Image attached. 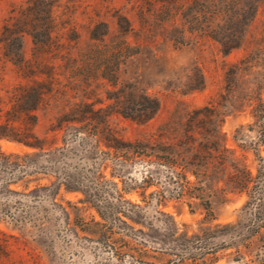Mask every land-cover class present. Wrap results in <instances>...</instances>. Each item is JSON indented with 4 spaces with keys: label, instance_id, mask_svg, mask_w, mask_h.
I'll use <instances>...</instances> for the list:
<instances>
[{
    "label": "rangeland",
    "instance_id": "374dc122",
    "mask_svg": "<svg viewBox=\"0 0 264 264\" xmlns=\"http://www.w3.org/2000/svg\"><path fill=\"white\" fill-rule=\"evenodd\" d=\"M197 1L53 0L50 35L34 38L31 0H0V123L32 132L56 151L53 169L85 185L58 189L69 219L50 198L32 208L35 222L1 219L0 264H164L155 247L168 244L196 264H264V0L228 54L211 29L241 22L211 18ZM144 95L159 109L132 119ZM88 118L97 141L74 129ZM170 227L201 238L182 245ZM128 240L149 254L133 255Z\"/></svg>",
    "mask_w": 264,
    "mask_h": 264
},
{
    "label": "trees",
    "instance_id": "16d2710c",
    "mask_svg": "<svg viewBox=\"0 0 264 264\" xmlns=\"http://www.w3.org/2000/svg\"><path fill=\"white\" fill-rule=\"evenodd\" d=\"M242 0H198L197 2L203 7L205 13L211 18L223 20L224 22H241V27L238 30L232 31L231 29L223 28L222 31L217 29H211L214 36H212L220 45L221 51L224 54H228L231 49L240 45V40L243 34V27L250 22L257 10V3L259 0H250L249 2H240ZM32 14L30 22V34L35 38L40 33L45 36L50 35L51 30V8L53 6V0H31ZM21 37L22 34L20 33ZM35 96V101H38L40 92L37 87H31L29 89ZM132 105L129 108L132 119L138 121H146L154 116L158 111L160 103L157 98L144 95L142 102L139 104L131 101ZM34 109V108H33ZM261 111V110H258ZM259 117V115H258ZM84 123L79 127H75L77 133L83 132L88 134L89 131H93L94 139L98 140L99 126L96 125V121L93 118L83 120ZM0 139H6L14 141L25 147L31 149H37L32 152H13L5 151L0 147V220L7 219L14 222H35L42 218L38 213L32 212V208L36 207L38 202L44 198H50V200L59 207L61 213L69 219L70 210L66 208L64 204L56 201V194L61 185L67 190H76L79 186L83 185L82 181L76 174L69 172L66 169H59V171L53 169L55 163V150L43 147L41 142L32 132L20 133L17 132L9 124L0 123ZM116 138L112 136L108 138L106 142L107 148H116L114 144ZM97 143V147H98ZM95 146V149H97ZM53 177L54 179H51ZM50 179V183H41V179ZM35 182L33 187H29L30 182ZM186 182H188L186 180ZM13 185H21L22 189L18 190ZM53 185V186H52ZM83 188V187H82ZM34 203H27V201ZM133 206L136 205L129 201ZM73 208H78L73 205ZM118 212H122L124 216L132 218L136 215V211L131 207L120 206ZM96 211L99 216L108 220V213L104 212L101 208L96 207ZM123 223L127 224L126 220L117 216ZM84 225H79L83 231H91L100 233V229H92L88 221H82ZM93 225H100V221L91 218ZM105 234L102 232V235ZM132 237L131 234H128ZM168 236L172 241L178 239L182 245H188L194 239H200V236L195 235V238L187 235V233H178L174 227L168 229ZM126 247L132 252H138V255L146 256L148 251H138L136 245L127 241ZM178 244H168L164 246H156L155 249L159 251L157 255L165 257L164 264H188L193 262L196 264L195 255L191 252L183 253L178 251Z\"/></svg>",
    "mask_w": 264,
    "mask_h": 264
}]
</instances>
